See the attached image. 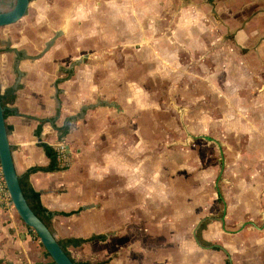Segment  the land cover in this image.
Returning <instances> with one entry per match:
<instances>
[{"label": "crops", "instance_id": "1", "mask_svg": "<svg viewBox=\"0 0 264 264\" xmlns=\"http://www.w3.org/2000/svg\"><path fill=\"white\" fill-rule=\"evenodd\" d=\"M209 1L31 0L22 33L0 32V89L16 91L6 123L20 177L51 165L45 145L55 148L70 121V166L28 180L56 214L59 240L106 236L69 246L81 264H264V0ZM166 88L183 98L192 134L223 143L213 218L202 230L210 246L189 238L180 219L189 210H170L162 181L170 160L160 165L168 152L153 141L159 123L149 101ZM190 194L188 205L197 199ZM0 264H51L16 210L0 208Z\"/></svg>", "mask_w": 264, "mask_h": 264}, {"label": "rangeland", "instance_id": "2", "mask_svg": "<svg viewBox=\"0 0 264 264\" xmlns=\"http://www.w3.org/2000/svg\"><path fill=\"white\" fill-rule=\"evenodd\" d=\"M6 7L7 6L5 4H0V9L4 10ZM24 22L25 18L9 27L0 28V32L15 30L16 33H22L20 29L22 23ZM30 31L31 30L27 32ZM23 39L24 38L22 37H17L16 41ZM193 45L197 47V41H194ZM154 93L155 94L151 95L153 97L149 98V101H155V105L153 104L152 109L155 110L153 113H156L154 114V117L156 116L155 118L158 119L159 130L155 134V139H153V141H158V149L160 151L165 149L168 152L165 154H160V165L164 166V160H167V163L170 162V180L162 179V181H166L169 185L168 188H170V210H177L185 207V210H189L191 213L190 216L188 215L182 218L180 217V219L181 221L185 219V222L183 223L186 225V228H188L187 231L189 230V238L194 239V228L202 218L210 215V211L212 210L211 205L213 204V198L216 192L214 188V182L216 181L220 168L218 164L220 155L213 143L210 144L209 142L202 139L195 140V142H192L190 147H185L182 144H178V141H184L186 137L179 119V112L174 108L173 105H171V100H175V102L178 100L180 104L177 102L176 103L182 107V104L184 103L182 100L183 98L180 96V98L175 99L176 95L173 94V91L170 92V89L168 88L164 90L160 89L158 92ZM146 99L148 100V98ZM185 104H187V101H185ZM190 107H192V110H194L197 109L198 106L190 105ZM192 110L189 109V111ZM192 113L194 114L195 111ZM171 156H173V158ZM168 159L170 160L169 162ZM188 161H190L191 167L185 168L184 164ZM203 171H206V177L203 175ZM203 181H206L208 186H204ZM186 193H191L190 197L197 199L190 200L188 205L187 201L183 200L184 198H187ZM202 194L204 195L202 196ZM200 196L203 198L201 199ZM199 198L201 200H199ZM178 218L179 217L177 216L175 219L178 220ZM172 222L175 225V220H172ZM203 228L200 227L197 230V235L199 231L202 233L201 229ZM213 228V226L210 227L212 235L208 236L210 238L212 237V241L214 236ZM208 230L209 228L207 226L206 232H208Z\"/></svg>", "mask_w": 264, "mask_h": 264}, {"label": "water", "instance_id": "3", "mask_svg": "<svg viewBox=\"0 0 264 264\" xmlns=\"http://www.w3.org/2000/svg\"><path fill=\"white\" fill-rule=\"evenodd\" d=\"M30 3L31 0H15L14 4L8 10H0V28L13 25L22 20L28 13ZM59 35L60 33L57 34V36ZM54 39L52 40V42L54 41ZM51 43L47 44V48ZM173 106L179 112L180 122L183 126V130L186 135L184 141H178L177 143L182 144L184 146H188L197 139H202L209 143H213L219 151V162L221 166H223L225 161L222 149L223 143L208 134H192L189 130L188 125L185 122V114L188 109L186 107H181L176 104H174ZM4 112L5 108L2 106L0 93V166L3 169L6 185L11 194L15 210L19 214L22 221L36 232L40 242L43 244V246L45 247V249L50 254L51 258L56 264H75L72 258L60 245L59 239L56 237V235L36 215V213L30 207L28 201L26 200V197L21 187L20 176L17 172L14 163L13 152L11 148ZM223 172L224 170L221 167L218 179H222ZM215 187H219L218 182H216ZM203 222L204 219L200 220L193 230V236L198 245L201 247L204 246L198 239L197 230L200 228ZM229 261L232 262L230 256Z\"/></svg>", "mask_w": 264, "mask_h": 264}, {"label": "trees", "instance_id": "4", "mask_svg": "<svg viewBox=\"0 0 264 264\" xmlns=\"http://www.w3.org/2000/svg\"><path fill=\"white\" fill-rule=\"evenodd\" d=\"M15 2V1H14ZM13 2V4H14ZM0 93H1V89H0ZM16 99V91L12 88H9L7 90L4 91V94L1 93V102H2V106L5 108V112H4V116L5 119L7 117V115L10 113V109H9V105L13 104L14 101ZM69 122H66V124H64L62 127L58 128V131L60 132V137H65L68 132H69ZM7 130L8 133H10L11 128L7 125ZM45 149H46V153L47 155L50 157L52 163L49 167H45V168H41V167H36V168H32L28 171V173L25 176L20 177V183H21V187L23 190V193L26 197V200L28 201L30 207L33 209V211L36 213V215L51 229V231L54 233L53 227H52V218L54 217V215H56L53 212H50L49 210H47L43 205L42 202L40 200V194L38 192H36L34 189H32V187L30 186L29 183V175L35 171H39V170H43V171H49V170H57V169H61L58 160H57V153L56 150L53 146L51 145H45ZM64 215H71V213H64ZM207 221L204 222L202 224V228L206 226ZM29 227V226H28ZM36 235L37 239H39V237L37 236L36 232L29 227ZM203 228V229H204ZM201 229V230H203ZM202 232V231H201ZM198 237L200 242L205 245H211L210 242H207L206 240L203 239V237L201 236V233L199 231L198 233ZM105 240L106 236L105 235H92L89 238H68V239H63V240H59L60 245L63 247V249L67 252V254L72 258V260L74 261L75 264H81L79 262H77L71 255L70 251H69V246H80L86 242L92 241V240ZM41 246L45 249V247L43 246V244L40 242ZM45 254L46 256H48L51 259V264H56L53 259L51 258L50 254L47 252V250L45 249ZM105 261L102 262H98V263H91V262H86L84 264H104Z\"/></svg>", "mask_w": 264, "mask_h": 264}, {"label": "built area", "instance_id": "5", "mask_svg": "<svg viewBox=\"0 0 264 264\" xmlns=\"http://www.w3.org/2000/svg\"><path fill=\"white\" fill-rule=\"evenodd\" d=\"M57 160L62 168H68L71 163V155L68 152V144L66 137H59L55 143ZM0 208L5 210H15L11 194L6 185L5 176L2 167L0 166Z\"/></svg>", "mask_w": 264, "mask_h": 264}, {"label": "flooded vegetation", "instance_id": "6", "mask_svg": "<svg viewBox=\"0 0 264 264\" xmlns=\"http://www.w3.org/2000/svg\"><path fill=\"white\" fill-rule=\"evenodd\" d=\"M250 1H252V0H250ZM249 0H247L246 2H245V4H249V3H251ZM210 2V1H209ZM210 3H215V0H213V1H211ZM13 5V4H12ZM11 5V6H12ZM216 5V4H215ZM10 6V7H11ZM8 10V9H7ZM239 13H241V11L239 12ZM215 17L217 18V20L220 18L219 17V14L218 13H215ZM243 29H241V27H240V29L237 31V33H236V35L234 34V36H232L233 34H227V36L228 37H231V38H237L238 36H239V34H240V32L242 31ZM211 218H213V217H211V216H208V217H206V218H202V219H204V222H206V221H208L209 219H211ZM201 219V220H202ZM203 222V223H204ZM201 235H202V233H201ZM198 236V235H197ZM198 239H199V237H198ZM200 241V240H199ZM210 246V245H209Z\"/></svg>", "mask_w": 264, "mask_h": 264}]
</instances>
